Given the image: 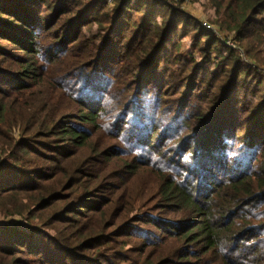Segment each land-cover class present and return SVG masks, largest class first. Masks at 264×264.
I'll return each mask as SVG.
<instances>
[{
    "label": "trees",
    "instance_id": "1",
    "mask_svg": "<svg viewBox=\"0 0 264 264\" xmlns=\"http://www.w3.org/2000/svg\"><path fill=\"white\" fill-rule=\"evenodd\" d=\"M248 59L264 0H0V264H264Z\"/></svg>",
    "mask_w": 264,
    "mask_h": 264
},
{
    "label": "rangeland",
    "instance_id": "2",
    "mask_svg": "<svg viewBox=\"0 0 264 264\" xmlns=\"http://www.w3.org/2000/svg\"><path fill=\"white\" fill-rule=\"evenodd\" d=\"M178 3H179V0H176ZM109 3H111V1H109ZM181 6H182V9L183 10H185V11H187L188 13H190V14H193L196 18H198L200 21H208L209 22V18H208V15H207V13H206V11L205 10H203V9H201L199 6H197L196 4H194L192 1H187V2H185V3H182V4H180ZM180 6V7H181ZM210 23V22H209ZM215 32L217 33V34H220L221 36H226V34H224V33H222L218 28H215ZM223 34V35H222ZM256 62V61H255ZM254 61H252V60H246V64L247 65H250L251 67L253 66H256V65H258L259 67H263V69H264V62H258V63H255ZM17 135H19V133L18 132H16V135L15 136H17ZM124 143V142H123ZM122 147H123V145H122ZM126 148V147H125ZM126 150H128L127 148H126ZM133 154H135V152L133 151ZM146 182H147V179H146V175H145V173L143 174V176H142V179L140 180V178H138V179H134V181H132V190L135 192V190H136V187L138 186V185H143V184H146ZM152 204V206L154 205V202H152L151 203ZM142 211H143V209H142ZM2 219H0V223L1 222H3V221H1ZM6 220H14V221H17L18 220V218L17 217H15V218H9V219H6ZM141 227V226H140ZM141 228H143V227H141Z\"/></svg>",
    "mask_w": 264,
    "mask_h": 264
},
{
    "label": "built area",
    "instance_id": "3",
    "mask_svg": "<svg viewBox=\"0 0 264 264\" xmlns=\"http://www.w3.org/2000/svg\"><path fill=\"white\" fill-rule=\"evenodd\" d=\"M201 23H202L203 27H204L206 30H209V31L215 33L217 36L222 37L220 34H217V33L215 32V31H216V30H215V26L212 25L211 23H209L208 21H201ZM232 43H233V42L230 41L229 44H231V45L235 48V45L232 44ZM239 55H240V56H243L242 52H239Z\"/></svg>",
    "mask_w": 264,
    "mask_h": 264
}]
</instances>
